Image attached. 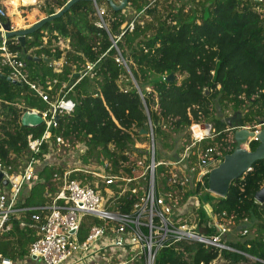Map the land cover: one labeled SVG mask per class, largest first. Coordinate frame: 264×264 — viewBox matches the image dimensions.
<instances>
[{
	"label": "trees",
	"instance_id": "trees-1",
	"mask_svg": "<svg viewBox=\"0 0 264 264\" xmlns=\"http://www.w3.org/2000/svg\"><path fill=\"white\" fill-rule=\"evenodd\" d=\"M10 1L28 6L37 2ZM68 1H46L39 12L43 17L50 16ZM152 1L128 0L125 9L119 11L108 4L109 33L95 25L94 4L79 1L62 17L27 36L26 54L15 39H8L11 50L24 60L30 80L41 84L57 79L72 85L77 80L74 75L87 63H98L97 77H84L69 92L68 97L76 104L74 112L58 118V128L50 131V142L43 145L39 155L30 152L27 138H41L45 125L27 128L21 118L26 111H48V105L26 85L0 78V164L18 173L33 156L42 159V164L35 167L37 181L31 188L21 190L17 204L23 210L20 218L12 217L11 229L0 235V253L5 257L16 263L29 260V246L37 239L36 232L21 228L20 221L50 203L49 196L56 192L53 174L63 169L43 159V154L55 148L57 137L67 141L72 149L77 150L80 144L86 147V153L80 157L82 165L108 160L113 172H118L120 161H131L127 153L139 152L136 143L147 141L140 132L148 131V116L156 140H160L164 149L174 151L168 155L173 161L185 148L182 144L175 149V143L180 140L174 135L190 139L189 127L193 122L212 125L216 136L204 141V147L216 148L224 156L235 148V129L264 128H256L264 124V21L253 11L255 3L165 0L167 5L162 11L159 3L164 1ZM101 2L105 0H97V4ZM142 11L149 19L143 16L144 24H136L118 44L128 61L130 74L115 62L114 50L102 55L111 46L109 34L119 35L133 14ZM58 39L69 40V50L61 51ZM27 54L53 61L64 58L66 64L60 73H55L52 64L29 61ZM0 73L8 77L6 69L0 67ZM171 73L175 76L173 82L166 80ZM258 145L253 140L249 148L254 151ZM20 162H24L22 170H19ZM72 178L83 180L82 184L87 182V176L82 173H74ZM263 186L264 159L234 180L225 197L208 190L206 176L202 187L183 194L182 202L198 197L197 231L213 236L219 230L212 225L214 218L209 219L206 207L209 204L217 220L229 227L222 238L235 251L197 242L168 243L158 251L155 264H264V203L255 200V194ZM131 203H126L127 209ZM85 219L78 234L80 240L87 235Z\"/></svg>",
	"mask_w": 264,
	"mask_h": 264
},
{
	"label": "built area",
	"instance_id": "built-area-1",
	"mask_svg": "<svg viewBox=\"0 0 264 264\" xmlns=\"http://www.w3.org/2000/svg\"><path fill=\"white\" fill-rule=\"evenodd\" d=\"M121 1L115 3L119 4ZM253 2V11L264 21V0ZM94 7L95 25L108 32L109 10L99 6L97 2ZM143 16L144 11L133 14L131 21L122 26L119 35L109 34L111 46L102 55L104 57L110 50H114L115 62L129 73L128 61L122 55L118 44L127 31L134 30L136 24H144ZM144 17L149 19L148 15ZM3 18H7V11L0 6V67L6 69L10 79L20 85H26L49 107L48 111L31 110L39 114L42 124L45 125V133L41 138H27L30 152L39 155L43 145L50 142V131L58 128V118L74 112L76 104L68 97L69 92L84 77H97L98 61L87 63L85 68L77 73V80L72 85L57 79L49 80L45 84L31 81L25 71L24 60L19 53L11 50V43L5 38ZM57 46L66 52L70 47L69 40L58 39ZM65 64L64 58L53 61L54 72L60 73ZM147 127L148 143H136L135 149L139 152L127 153L131 161H120L118 172H113V165L108 160L82 165L80 157L86 153V147L80 144L77 152H73L67 141L57 137L55 148L43 154V159L50 160L53 151L54 155H57L65 148L70 153L73 152L78 161L66 168L56 166L63 170L53 174L57 189L49 196L50 203L20 221L21 228L33 229L36 232L37 239L29 246V260L16 263L0 253V264H36L37 261L41 264H155L159 250L168 243L182 241L235 251L223 242L222 237L229 232V227L216 217L212 225L217 227L218 234L205 236L197 231V196L182 202L183 194L202 187L204 178L223 161L222 151L212 147L201 148L204 141L213 140L216 136L212 125L193 122L189 127V144L175 161L168 164L156 161V138L149 116ZM261 127H264V124L256 126ZM244 128L251 130L249 127ZM41 164L42 159L33 156L18 173H13L11 167L0 164L2 180L8 182L7 186L0 184V235L11 229L12 217L20 218L23 210L19 209L17 204L21 190L24 187L31 188L37 181L35 167ZM160 166L168 167V190L165 192L159 190L156 178V169ZM123 167L131 171H123ZM74 173L87 176V182L82 184L83 180L72 178ZM127 202H132L129 209ZM187 204L192 208L183 210ZM85 217L95 218L101 224H90L86 237L80 240L78 234Z\"/></svg>",
	"mask_w": 264,
	"mask_h": 264
},
{
	"label": "water",
	"instance_id": "water-1",
	"mask_svg": "<svg viewBox=\"0 0 264 264\" xmlns=\"http://www.w3.org/2000/svg\"><path fill=\"white\" fill-rule=\"evenodd\" d=\"M79 1H89L93 4L97 2V0H69L66 5L56 13L41 18L28 28L19 30L13 29L11 19L6 18L5 22H3L2 24V28L5 32V38L17 40L21 48L24 50V53L26 54V37L38 31L47 23L62 17L66 12L70 10L73 5H75ZM105 1L109 4V7L115 11L125 9L128 4V0H122L119 4H116L113 0ZM27 60H33L37 62L43 61L49 65L53 63V58L36 57L28 54ZM76 77L77 74L74 75V78ZM0 78L6 79L11 83L20 86L19 83L13 81L9 77L2 75L1 73ZM166 80L169 82H173L175 80L174 74H169ZM21 123L24 127L35 128L42 125V119L39 114H37V112L30 110L26 111L23 114ZM140 134L142 136H146L148 134V131L146 129H142ZM233 139L235 142L234 150L230 154L225 155L223 161L219 163L217 167L213 168L208 174V190L220 197H225L227 195L230 185L234 180L240 178L246 172L250 171L255 162L264 159V128L256 133L247 128L239 127L235 129ZM253 140L258 141L259 145L254 151H251L249 148V144ZM2 178L3 174L0 172V184H2L3 186H7L8 182L6 180H2ZM255 200L259 203H264V186L255 194Z\"/></svg>",
	"mask_w": 264,
	"mask_h": 264
},
{
	"label": "rangeland",
	"instance_id": "rangeland-1",
	"mask_svg": "<svg viewBox=\"0 0 264 264\" xmlns=\"http://www.w3.org/2000/svg\"><path fill=\"white\" fill-rule=\"evenodd\" d=\"M46 1H54V0H37L35 5H23V3H20L19 5L16 4V1H14L12 3V1L9 2V0H0V6L5 8L7 11V18L11 19L12 25L18 26L20 27L23 23L24 24H29L31 23L35 18L36 21L40 20L41 18H43V15L39 12V7L43 6L44 3ZM155 0L152 1V3H154ZM160 1V0H159ZM164 2H160L159 3V9H161L163 11V9H165L167 2H165V0H163ZM171 2L174 0H170ZM170 1H168L170 3ZM10 3V4H9ZM100 6H103L105 8H109L108 7V3L105 2H101L98 3ZM109 10V9H108ZM58 11V10H56ZM109 13V12H108ZM22 16V17H21ZM35 16V17H34ZM110 16V15H109ZM129 16V15H128ZM34 17V18H33ZM225 113L229 114V111H225ZM165 131H167L166 128H164ZM158 137V135H157ZM174 138H176V140H180L178 143H175V149L177 147H180L182 144H184L185 146L188 145V143L190 142V139L188 137H185V135H174ZM148 143V141H146V144ZM156 147H157V153H156V161L157 162H163V163H170L173 160H170L171 158H169L168 155H173L174 151H169L168 149H164L162 147V144L160 142V140H156ZM204 147V144H201V148ZM70 150H72L73 152H77L76 149H72V147L70 148ZM70 153L68 149H62L61 152H59L57 155H54V151L51 153L50 155V163H54L56 166H62V167H67L68 165L72 164L73 162L78 161L77 156L74 153ZM55 156V157H54ZM26 164V163H25ZM24 167V162H20V168L19 170H22ZM164 166H160L156 169V178H157V183H158V188L160 191L165 192L168 190L167 186H166V176H167V171H168V167H164ZM195 202V201H193ZM192 202V203H193ZM201 202H204L203 199H201ZM207 204V203H206ZM207 211L209 213V219H213L215 218V215L212 212V207L209 206V204H207ZM188 208H192L191 206L188 207V204L185 205V207H183V210L185 209L186 211L188 210ZM87 221V227L90 224H101V222L95 218H91V217H87V219H85ZM139 262V261H138ZM36 264H41L39 261L36 262ZM134 264H139V263H134Z\"/></svg>",
	"mask_w": 264,
	"mask_h": 264
},
{
	"label": "crops",
	"instance_id": "crops-1",
	"mask_svg": "<svg viewBox=\"0 0 264 264\" xmlns=\"http://www.w3.org/2000/svg\"><path fill=\"white\" fill-rule=\"evenodd\" d=\"M119 1H121V0H114V2H116V3H118ZM22 17V16H21ZM35 17V16H34ZM33 17V18H34ZM36 19V18H35ZM33 20L31 23H29V24H22L20 27H18V26H13V29H15V30H19V29H24V28H28V27H30L31 25H33L35 22H37L36 20Z\"/></svg>",
	"mask_w": 264,
	"mask_h": 264
}]
</instances>
